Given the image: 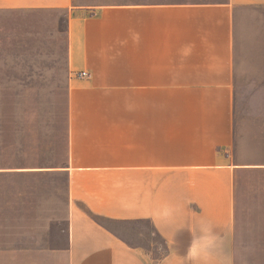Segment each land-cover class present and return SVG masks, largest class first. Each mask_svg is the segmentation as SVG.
Returning a JSON list of instances; mask_svg holds the SVG:
<instances>
[{"label": "crops", "instance_id": "crops-1", "mask_svg": "<svg viewBox=\"0 0 264 264\" xmlns=\"http://www.w3.org/2000/svg\"><path fill=\"white\" fill-rule=\"evenodd\" d=\"M244 5L264 0H0V11L66 12L68 71L66 161L55 170L67 179L66 220L23 221L54 228L1 246L0 264H192L201 224L214 244L200 264H235ZM111 223L153 231L164 252L131 244Z\"/></svg>", "mask_w": 264, "mask_h": 264}, {"label": "rangeland", "instance_id": "rangeland-1", "mask_svg": "<svg viewBox=\"0 0 264 264\" xmlns=\"http://www.w3.org/2000/svg\"><path fill=\"white\" fill-rule=\"evenodd\" d=\"M237 19L235 157L243 168L236 176L235 264H264V5L239 7ZM66 22L63 10L0 11V247L54 228L47 219L67 217V179L55 171L66 161ZM24 169L44 172L15 173ZM32 218L45 224H23ZM108 225L131 244L164 252L153 231Z\"/></svg>", "mask_w": 264, "mask_h": 264}, {"label": "clouds", "instance_id": "clouds-1", "mask_svg": "<svg viewBox=\"0 0 264 264\" xmlns=\"http://www.w3.org/2000/svg\"><path fill=\"white\" fill-rule=\"evenodd\" d=\"M189 231H193L189 229ZM214 244V237L212 230L206 225H199L193 233L192 243L189 247V256L192 264H200L202 258H204Z\"/></svg>", "mask_w": 264, "mask_h": 264}, {"label": "built area", "instance_id": "built-area-1", "mask_svg": "<svg viewBox=\"0 0 264 264\" xmlns=\"http://www.w3.org/2000/svg\"><path fill=\"white\" fill-rule=\"evenodd\" d=\"M81 75L84 76V77H89L90 76V73L89 72H81Z\"/></svg>", "mask_w": 264, "mask_h": 264}]
</instances>
